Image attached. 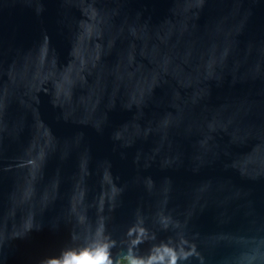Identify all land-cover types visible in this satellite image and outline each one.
<instances>
[{"label": "water", "instance_id": "1", "mask_svg": "<svg viewBox=\"0 0 264 264\" xmlns=\"http://www.w3.org/2000/svg\"><path fill=\"white\" fill-rule=\"evenodd\" d=\"M264 264V0H0V264Z\"/></svg>", "mask_w": 264, "mask_h": 264}, {"label": "trees", "instance_id": "2", "mask_svg": "<svg viewBox=\"0 0 264 264\" xmlns=\"http://www.w3.org/2000/svg\"><path fill=\"white\" fill-rule=\"evenodd\" d=\"M119 264H130V263L121 261Z\"/></svg>", "mask_w": 264, "mask_h": 264}]
</instances>
